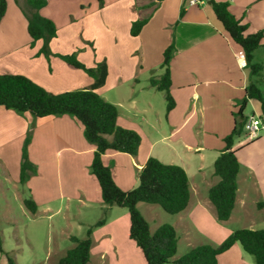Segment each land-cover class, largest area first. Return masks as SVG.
<instances>
[{
  "label": "crops",
  "instance_id": "crops-1",
  "mask_svg": "<svg viewBox=\"0 0 264 264\" xmlns=\"http://www.w3.org/2000/svg\"><path fill=\"white\" fill-rule=\"evenodd\" d=\"M53 1L56 0H46V5L40 9V14L51 19L56 26V36L49 42L52 55L46 57L39 51L43 43L41 39L31 44L26 16L16 6L14 12L10 13V3L7 0L6 11L0 20V73L23 74L48 91L59 93L89 87L93 79L81 69L68 67L56 54H70L75 51L77 58L88 67L105 60L107 76L104 84L96 91L116 105V123L123 128L135 130L141 137L135 155L110 150L102 155L104 164L111 168L115 183L124 190L135 187L138 184L139 171L150 156L184 168L189 181L190 199L186 208L175 214L177 218L171 223L178 236L177 248L181 239L189 249L199 244L218 246L237 228H264L262 133L253 140L246 137V140L231 148L235 151L240 167L236 180L235 203L227 220L217 219L215 207L207 195L209 187L218 180L210 164L214 163L224 148L223 138L233 128V113L239 109L249 81L242 48L220 28V22L212 14L213 11L203 7L204 3L187 5L185 0H177L171 12L165 9L160 14L157 13L163 0L155 2L154 5L153 0H139L140 3H137L138 0H113L109 4L104 0L101 3L99 0H85L87 5L97 1L96 12L102 16V23L110 24L108 28L111 29L108 33L112 47L103 52L96 51L92 59L87 52H81L80 49H62L59 40L68 36L76 42L78 38L82 39V32L76 31L73 34L67 30L61 31L58 19L49 10ZM58 1L68 4L82 2ZM216 1L229 3L230 12L247 25L246 33L264 30V0ZM151 6L152 11L146 16L142 15V11ZM180 9H183L182 15ZM88 11L89 9L85 12L83 10L82 14L86 15ZM87 17L88 15L84 19ZM144 18L147 21L139 33L132 35V22ZM163 18L166 19L164 23ZM168 22H173L175 31L170 30L171 34H163L157 24L160 23L161 28L169 24ZM60 35H63L62 38ZM172 40L175 51L170 61V92L175 105L167 112L164 93L151 86L149 79L151 76L158 77L163 72L160 67L163 51ZM254 60L261 63L262 70L252 76V81L264 94V39L254 51ZM248 106L251 111L246 113ZM243 113L245 116L260 114V102L250 99ZM30 126L32 142L28 146L29 158L36 164L39 161L55 160L57 163L63 161L66 167H79V174L77 169L70 172L73 174L75 189L68 192L66 197L76 200L79 206H87L94 203L91 194L94 192L95 195L98 191L99 195L94 200L101 210H107L105 215L108 217L105 216L104 223L92 232L90 260L87 264H145L143 253L134 241L128 245L123 241L122 245L117 238L119 233L129 235V215L124 207H106L102 203L99 184L96 183L94 175H90L95 146L84 137L82 124L67 114L34 118L27 113L15 114L11 109L0 106L2 154L7 150L10 138L24 139L25 130ZM13 157L14 167L17 160L20 161L21 155L15 153ZM0 158L2 173H5L4 169L8 167L6 162L10 159L6 160L5 156ZM2 177L6 184L12 183L16 204L21 201L24 204L25 194L19 191L17 182L14 179L11 182L7 172ZM87 183L89 184L86 187ZM90 187L93 192L89 190ZM7 191L8 186L2 187L0 196L5 198V216H8L9 223H14L10 219L13 216L14 203L9 202ZM36 203V212L32 213L25 205L20 208L21 212L25 214L30 211L35 215L39 211L37 200ZM65 219L67 220V215ZM78 222L76 225L80 226L81 223ZM197 230L205 239L195 234ZM70 234L73 233H64L68 238ZM217 261L218 264H255L253 257L238 243L219 254Z\"/></svg>",
  "mask_w": 264,
  "mask_h": 264
},
{
  "label": "trees",
  "instance_id": "trees-1",
  "mask_svg": "<svg viewBox=\"0 0 264 264\" xmlns=\"http://www.w3.org/2000/svg\"><path fill=\"white\" fill-rule=\"evenodd\" d=\"M158 1L161 0H155ZM207 1L223 30L242 48L244 66L248 69L249 76L239 109L233 113V128L224 136V148L213 163V173L218 180L207 192L208 198L215 207L217 219L224 221L230 217L234 207L236 180L240 167L235 151L231 148L244 130L243 125L247 116L244 115L243 110L250 99L260 102V116L264 120V94L252 81V76L262 70L261 63L254 61V51L262 44L264 30L246 33L247 25L230 12L228 2ZM26 2L29 10L25 11V16L31 44L41 39L43 43L39 51L48 57L52 54L49 42L56 36V26L51 19L39 12L46 4V0H26ZM99 2L101 3V0ZM5 11L6 1L0 0V20ZM182 13L183 9H180V15ZM146 21V18L134 20L131 24V34L137 35ZM174 51L172 40L163 51L160 64L163 72L158 77L151 76L149 79L151 86L164 93L167 112L175 105L170 93V61ZM56 55L64 60L68 67L81 69L91 76L92 84L85 88L53 93L23 74L0 73V106L20 114L27 113L34 118L67 114L82 124L84 137L95 146L90 172L99 184L102 203L106 207L116 205L127 209L130 221L129 237L141 249L145 264H218V255L228 250L234 243H238L246 253L250 254L255 264H264V228H237L218 246L199 244L191 247L183 255L175 256L178 241L175 227L163 223L152 230L149 222L138 209V203L157 204L172 215L180 213L186 208L190 199L186 171L178 164L164 163L150 156L139 171L138 184L129 190L120 188L113 179L111 168L104 164L102 155L108 150L135 155L141 137L135 130L123 128L116 123L118 115L116 105L104 99L96 91L105 82L108 72L107 63L102 60L95 66L88 67L77 58L75 53ZM31 129L30 126L22 149L19 174L21 184L29 176L30 170L34 169L26 151ZM24 205L32 213L37 210V204L30 196L24 198ZM102 223L103 221H98L96 225ZM90 234L91 230L88 229L83 239L70 235L74 245L56 264H87L90 260L92 242ZM0 251H2L1 244ZM8 260L9 264H16L12 256L8 257Z\"/></svg>",
  "mask_w": 264,
  "mask_h": 264
},
{
  "label": "rangeland",
  "instance_id": "rangeland-1",
  "mask_svg": "<svg viewBox=\"0 0 264 264\" xmlns=\"http://www.w3.org/2000/svg\"><path fill=\"white\" fill-rule=\"evenodd\" d=\"M5 1L7 7V0ZM111 1L113 0H104L106 4H109ZM176 1L177 0H163V3L159 8V13L157 14H160L165 9L171 12L175 7L174 4ZM153 2L154 5L155 1L153 0ZM161 2H159V4ZM8 3H10V13L14 12L15 6L18 10H21L23 15H25V11L29 10L26 0H8ZM137 3H140V1L138 0ZM97 6V1L95 4L90 3L87 5V1L85 0H82L80 4H72V2L71 4H68V2L64 3L58 0L53 1L50 4L49 10H51L56 16V19H58L57 23L62 27L61 31L67 30L68 33L73 32V34L76 31L82 32V39L78 38L76 42H73L68 36L67 38H63V40H59L62 49L71 47L74 49H80L81 52H87L88 57L93 59L96 51L103 52L112 47L111 36L108 33L111 32V29L108 28V25L110 24H106L105 22L102 23V16L99 12H96L98 10ZM203 7L208 8L212 12L211 6L207 3V0L203 4ZM88 9V14H86L88 17L84 19L86 15H83L82 11L84 10L85 12ZM150 11H152V6L143 10L142 15L144 14L146 16ZM212 14L214 13L212 12ZM170 19L171 16L169 21H171ZM164 20L166 19L163 18L162 23H164ZM216 22L219 24L218 21ZM160 23L157 24V27L163 34H171L175 31V25H173V22H168L169 24L161 26V28ZM219 26L222 29L220 24ZM170 30L172 32H170ZM62 36L63 35H60V38H62ZM76 36L80 37L78 35ZM83 39H87V41ZM92 48H94V51ZM71 53H75L77 56L75 51ZM82 58H84L83 55ZM100 61H97L96 63ZM164 102H166L165 98ZM12 111L15 112V114L20 115V113H17L14 110ZM249 111H251V108L248 106L245 112L248 113ZM28 132V128H26L24 134L25 137L23 139L22 135V140L18 137L10 138L9 146L5 153L2 154L0 149V156H5L6 160L10 159L6 162L8 167L7 169H4L5 173H2L3 169L0 166V179L2 180L0 183V195L2 187L5 188V186H8V200L9 202L14 203L12 208L13 216H10V219L14 221V223H9L8 216H5L4 210V207L6 206L5 198L0 196V244L2 247V251H0V264H9L8 257L11 256L16 264H56L65 252L74 245L70 240V236L69 238L65 237V231H70V233H73L70 235H75L78 238L83 239L87 235V230L90 229V238L93 240L92 232L97 228L96 223L98 221H103L104 223L105 216L108 217V215H105L107 214L106 208L101 210L96 204V200L94 199H96V195H99V192L96 191V194L94 195L92 187H90L89 190L93 192L91 195L94 203L87 204V206H79L76 200L66 197L68 192L75 189V183L72 181L73 174L71 175L70 172L77 169L79 174L80 168L66 167L63 161L57 163L55 160L39 161V164H36L28 156V146L32 142L31 136L27 141L26 151L28 159L33 164L34 169L30 170L29 176L23 184L19 182L21 159L19 162L17 160L18 165L16 164L14 167L12 166V161L14 160L13 156L15 153H17L18 156L22 155V149ZM150 133L152 136L154 135L152 129L150 130ZM261 133L262 136H264V130ZM244 140H246V134L243 130L240 136L236 138L234 144L236 145ZM210 165L213 169V164L211 163ZM6 172L10 176L11 182L13 179L17 182L19 191L23 192L25 197L30 196L34 199L35 203L36 200L39 202V211L35 215L30 211L25 214L21 212L20 208L23 207L24 204L22 201L17 204L14 201V199H16L13 195L15 189L13 188L12 183L6 184L2 177ZM90 175L93 176L92 174ZM88 184L89 183L86 184V187ZM138 209L147 219L152 230L155 229L156 225L159 226L163 223L171 224L177 218L175 214L172 215L165 212L157 204L139 202ZM215 214L214 216H216ZM66 215L67 220L65 219ZM77 221L81 223L80 226L76 225ZM207 223H209L208 220ZM209 229H211L210 225ZM95 234L98 235L96 232ZM195 234L200 238L205 239V236L199 230H197ZM117 238L121 240L122 245L124 244L123 241L126 245H128L129 242L133 244V240L131 241L129 235H126V233L123 235L119 233ZM188 250L189 248L186 242L181 239L177 248L176 256H181Z\"/></svg>",
  "mask_w": 264,
  "mask_h": 264
},
{
  "label": "built area",
  "instance_id": "built-area-1",
  "mask_svg": "<svg viewBox=\"0 0 264 264\" xmlns=\"http://www.w3.org/2000/svg\"><path fill=\"white\" fill-rule=\"evenodd\" d=\"M187 5L203 4L206 0H185ZM245 61V60H244ZM246 137L249 140L256 139L264 130V120L260 114H250L244 121L243 125Z\"/></svg>",
  "mask_w": 264,
  "mask_h": 264
}]
</instances>
